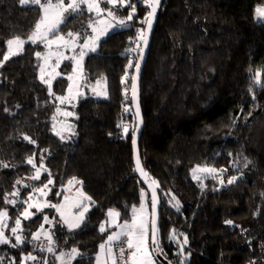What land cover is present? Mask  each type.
Returning <instances> with one entry per match:
<instances>
[{"label":"trees","instance_id":"16d2710c","mask_svg":"<svg viewBox=\"0 0 264 264\" xmlns=\"http://www.w3.org/2000/svg\"><path fill=\"white\" fill-rule=\"evenodd\" d=\"M130 2L137 4V11L129 26L110 33L84 59V87L103 79L107 97L87 95L77 101L76 143L63 142L51 130L55 98L66 92L63 75L71 73L72 63L62 64L53 95L38 78L35 53L43 51L41 44H25L21 54L0 67V164L9 165L0 167V211L7 209L4 197L16 181L33 176L36 169L28 158L38 164L40 155L47 171L35 185L51 179L52 199L59 201L62 188L75 177L94 202L74 231L51 210L37 214L23 224V245H0V264H19L28 253L37 260L26 264H61L56 256L74 247L80 255L72 264H94L109 232L99 231L106 212L115 209L121 221H129L142 190L149 207L132 162L131 78L121 84L129 59L135 63L138 58L126 49L136 47L130 40L136 39L137 29H144L141 21L149 9L143 0ZM259 5L264 0H163L141 74L144 124L138 146L144 170L157 182L158 241L172 264L185 256V264H264V86L253 84L255 73H264V21H255ZM120 10L127 14L131 9ZM38 19V10L21 7L18 0H0V60L6 41L27 38ZM93 20L87 11L70 16L61 34L80 33L83 40ZM125 107L130 110L125 112ZM123 114L127 135L117 127L124 124ZM197 166L226 171L216 178L198 173L202 188L193 179ZM232 176L238 179L228 184ZM173 196L180 202L179 211L172 206ZM20 210H9L10 222ZM45 216L50 223L44 222ZM173 230L175 238L170 239ZM45 231L53 239L52 253L27 243L34 233ZM42 240L48 246L40 234Z\"/></svg>","mask_w":264,"mask_h":264},{"label":"snow or ice","instance_id":"6c2138e0","mask_svg":"<svg viewBox=\"0 0 264 264\" xmlns=\"http://www.w3.org/2000/svg\"><path fill=\"white\" fill-rule=\"evenodd\" d=\"M21 7H29L39 12V19L34 25L33 30L28 35L27 40L16 36L14 38H10L6 41L7 51L3 55V59L0 60V67L3 66V63L8 61L10 58L19 55L24 50V45L26 43L32 44H43L48 51L46 53L36 52V58L41 60L42 63L39 67V79L41 83H45L48 85L49 95H53L52 90V81L56 78V76L60 75L55 72V69L60 66L62 59H71L73 61L72 67V75H68L67 79L71 82L68 85V96H58L56 99L60 101L61 104L66 101L70 102L73 99V88H76V94L79 95V85L76 83L77 76L82 72V61L88 53H94L97 51L99 46V42L103 36L108 34V31L112 28H115L117 25L120 27H128V22L134 19L135 13L137 11V4L131 3L130 0H18ZM161 0H143L146 8L150 9L145 15L144 19L141 23L147 25V29H137L136 39L130 40V43H135L136 47H129L126 49L129 53H137L139 59L133 63V58L129 59L128 65L125 68L124 76L121 78V84H126L129 77L131 78V92H132V102L136 106V117H139V104H138V79L139 72L141 68V61L144 58V48L140 46L139 41H143V44L147 46L148 44V35L147 33L151 31L153 19L156 15V10L160 6ZM102 4L109 5L110 7H102ZM128 7L131 10L127 13V17H120L117 15V12L114 9ZM84 11H87L90 14H95L96 17H103L106 14L105 19H98L89 22L87 27L91 29L92 34L88 35L84 38L82 44H77V40L80 37V33H75L69 31L66 34H61V25L65 24L67 19L70 16H74L77 14H82ZM258 17L264 18V8L256 9ZM115 21V23H113ZM98 25H103V27L98 28ZM53 46H55V51H53ZM78 46L80 48V52L78 56H72L71 58L64 56L63 51H60L61 48H69L73 49ZM55 57L56 62L55 65H50L49 61ZM51 67L52 72H46V69ZM135 68L136 74L131 75L128 69ZM48 76V79H45V76ZM253 82L255 85L264 86V73L261 71H257L253 77ZM100 81H97L99 85ZM251 91V89H250ZM127 92V89H125ZM98 95L100 93H97ZM107 96V93H104ZM127 98V96H126ZM130 109L125 107L124 111L128 112ZM7 111V109H5ZM59 111V110H58ZM64 116H72L74 115L72 112H64ZM70 127V126H69ZM117 127L123 128V133L127 135L129 133V125L128 124H118ZM139 126L135 125L132 128V145L135 159V169L140 173L143 178L146 180H151L149 187L152 185H156L157 182L151 177L149 174L142 168L141 162L136 151V132L138 131ZM58 136H61L63 140L64 137L60 132L55 133ZM24 140L29 143H35L28 136L23 137ZM28 164H32L33 167H36L33 163V159L31 157L27 160ZM249 161L245 162V167ZM0 167L8 168L9 165L7 163L0 164ZM41 169H44V165L41 163L38 168H36L35 174L31 177V179L38 180L40 179ZM47 171V169H44ZM226 171V169H216L214 167L207 166H197L192 169L193 179L197 181H201L200 175L198 173H207L216 178L218 173H222ZM238 177L232 176L227 180L228 184H233L236 182ZM17 184H20L21 181L17 180ZM52 180L49 179L48 183L44 185L43 188L34 189L37 192H40L42 195H46L48 184H51ZM221 184L224 183L223 180L220 181ZM69 185L74 184H82V181H79L77 178L73 177L68 181ZM201 187L203 188V182L201 181ZM79 197L76 199L71 207L79 209L76 213H71L66 216L63 211V205L57 204H49L44 203L43 207H52L55 208L59 213L61 220L64 225L67 226L69 231H74L80 228L81 224L85 219L86 213L89 211L88 203H94L91 200V197L87 196L83 191L79 190ZM12 197H19L18 191H13L9 194ZM141 202L139 208H132V218L131 221L125 220L123 223H113V221H118L120 217V212L115 209H109L106 212L107 220L101 222L99 225V231L104 233L107 228L115 227L117 231H113L111 234L107 236V239L100 244V251L97 253L95 259L96 264H160L157 257L163 253V249L160 248V244L158 241V228H157V199L155 191L152 194V202L150 206V211L145 206L144 203V192L141 191ZM32 197L29 196L28 200H31ZM67 199V198H66ZM175 203L172 205L179 211L180 202L176 200V198L172 197ZM5 203L15 204V200H9L8 196L4 197ZM88 202V203H85ZM27 207L23 210L21 215L24 219L31 218L34 213L30 211V209L35 208L37 212L42 211V206L39 203L32 204L25 201ZM8 217L7 211H0V245H8L10 244V239L6 236L4 229L9 228V225L6 223V219ZM45 223H50L49 218L47 216L44 217ZM227 224H232L231 220L226 221ZM11 233L14 236V243H11V247L16 248L20 247L25 243L24 238L22 237V228H21V220L19 218L15 221V227H11ZM41 230H43V226H41ZM149 231L151 234V245L148 244ZM44 237L48 241V246L46 248L47 252L52 253L54 251L53 248V239L52 236L48 232H43ZM182 235V234H181ZM40 238V232L34 233L32 235L33 241H38ZM123 238V239H122ZM175 238V230L170 235V239ZM179 243V241H177ZM119 244V253L118 255L113 251L114 247ZM187 244V237H184L183 244L180 247V255L184 254V245ZM126 245V249L125 246ZM41 251H44L45 248L41 246ZM80 253L77 248H72L70 253L61 252L60 255L56 256V260L60 261L61 264H72V261L79 256ZM66 257V259H65ZM3 258L0 257V260ZM187 257L180 261V264H185ZM37 257L32 253H28L27 255H22L19 261V264H26L27 261H35ZM12 264H15L13 261ZM45 264L47 261L45 260ZM171 264V262H169Z\"/></svg>","mask_w":264,"mask_h":264},{"label":"rangeland","instance_id":"374dc122","mask_svg":"<svg viewBox=\"0 0 264 264\" xmlns=\"http://www.w3.org/2000/svg\"><path fill=\"white\" fill-rule=\"evenodd\" d=\"M102 7H110V6L109 5H106V4H102ZM257 8H264V5H259V6L256 7V9ZM256 9H255V21H264V18L258 17L257 12H256ZM114 10L117 12V15L118 16L126 18L127 14L125 12L123 13L122 10H120V8L114 9ZM92 15H93V17H94L95 20L107 18L106 17V14L103 17H96L94 13ZM113 23H115V21H113ZM130 23L131 22H128V25ZM100 27H103V25H98V28H100ZM123 28H126V27H120L119 25H117L115 28L110 29L108 31V34L106 36H108L110 33L114 32V31H118V30H121ZM91 34H92L91 29H89L88 35H91ZM106 36H103L102 39H104ZM25 40H27V38H25ZM83 40H81L80 37H79L78 40H77V44L78 45L79 44H82L83 43ZM30 44H32V43H30ZM41 45L43 46V51H41V53H46L48 51V49H46L43 44H41ZM55 50H56L55 49V46H53V51H55ZM6 51H7V45H6ZM60 51H63L64 56L71 58L74 55L75 56H78L79 55L80 48L78 46H75L74 47V50L73 49H69V48H61ZM89 54H91V53H88L87 55H89ZM87 55H85V57ZM14 57H16V56H14ZM85 57H84V59H85ZM84 59L82 61V67H83ZM68 61H70L72 63V67H73V61L71 59H62L61 60V63H60V66L55 69V72L59 73L60 75L56 76V78L52 81V85L55 82V80L58 77L61 76L60 69L62 67V64L65 63V62H68ZM55 62H56V58L55 57H53L49 61L50 65H55ZM41 63H42V61L41 60H38V65H40ZM46 72L51 73L52 72V68L51 67L47 68L46 69ZM72 74L73 73L71 71V73L69 75H72ZM39 75H40V73H39V68H38V78H39ZM63 76L67 79V76L68 75H63ZM45 79H48V76L47 75L45 76ZM97 81H100L99 85L97 84ZM97 81L93 85L89 86L88 89L85 88L84 87V75H83V69H82V72L78 74L77 80H76V83H78V85H79V93L80 94L79 95L76 94V91L77 90L74 87L73 88V97L74 98L71 99L70 102L66 101L65 103L61 104L60 101L55 98V103H57L58 107H57L56 112H55V115H54V117L52 119V129L51 130H52V132L54 134L56 132H60L61 135L64 137L63 140L61 139V136H58L56 134L55 135L58 138H60L63 142H65V143H76L77 142L76 141L77 140L76 139V137H77V130H76V118H77V114H76V111H75V106H76L77 101L79 99L86 98L87 95H89L91 97H94V98H97V99H101V100L106 99L107 96L104 95L105 92L107 93V91H106V82L103 79H98ZM69 83H71V82L68 80L66 92H65V94L63 96H68L69 95V93H68V85H69ZM253 84H254V82H253ZM45 85L48 88V85L47 84H45ZM97 93H100V94L98 95ZM64 112H72L74 115L67 116L66 117V116L63 115ZM125 116L126 115L123 114L124 124H126V118H127ZM32 159H33V163L36 166L35 169L38 168L41 163L43 164V162H42L43 156L42 155H40V158H39L40 161L38 162V164H37V160L35 158H32ZM34 159L36 160V163H35V160ZM30 165H32V164H30ZM44 169H45V167H44ZM44 169H41L40 179L42 178V174L44 172H46V171H44ZM35 172H36V170H35ZM35 172H34V174H35ZM40 179L35 180V179H31V177L19 179V181H21V183L20 184H17L16 183L15 186H14V189L12 190V192L13 191H18L19 194H20L19 197L18 198L17 197H12L9 194L6 195V196H8V199L9 200H15L16 203L15 204L6 203L7 209L2 210V211H7V213H8L10 209L21 207V210H20V212H18L17 217H15L13 219V221H11V222H10V216H9V213H8V217L6 219V223L9 225V228L4 229L6 236H8L9 239H10V244H8V245H11V243H14V236L11 233V230L10 229H11V227H15V221H16L17 218H19L21 220V228H22L23 227V224L25 222H27L30 219L34 218L37 214H39V213H41L43 211H46V210H51L53 212V214L56 216V218L64 225V223L61 220L60 215L56 211V209L55 208H52V207H43V204L44 203L63 205L64 206L63 211L65 212V215L66 216L70 215L71 213H76V212L79 211V209L71 207V205L73 204V202L76 199H78V197H79L78 189L81 190V191H83L81 189V187H80L79 184L69 185L67 183L62 188L63 193H62L61 199L59 201H55V200L52 199V196H51V188H52L53 183L48 184V188L46 190V192H47L46 195H42L40 192H37V191L34 190L36 188H43L44 185L48 183V181H46L45 183H42V184L39 183L38 185H35V183L38 182ZM29 196L32 197L31 200H28ZM25 201H27L28 203H32V204L39 203L42 206V211L37 212L35 208H32V209H30V211L32 213H34V215H32L31 218H29V219H24L23 216L21 215V213L27 207V204L25 203ZM85 203H88V202H85ZM144 203H145V206L149 210V207H148L147 202H146V195H145V193H144ZM88 207H90L89 206V203H88ZM138 208H139V206H138ZM86 215H87V213H86ZM86 215H85V218H86ZM131 218H132V214H131V217H130L129 222L131 221ZM107 219L108 218L106 216L105 221ZM113 223H123V221H121L119 219L118 221H113ZM82 224H81V226H82ZM64 226L67 228L66 225H64ZM107 229L109 230V232L106 233L105 240L107 239V236L109 234H111L113 231H117V229L115 227L107 228ZM22 230H23V228H22ZM40 234L43 235V233H41V232H40ZM21 235H22V233H21ZM27 243L30 244V246L33 249L34 248L35 249H41V246H43V247L45 246L47 248V245H46L45 240H42V241H39V240L38 241H33L32 238H30L29 240H27ZM148 244H149V237H148ZM99 251H100V249H99ZM94 264H96V259L94 261Z\"/></svg>","mask_w":264,"mask_h":264},{"label":"water","instance_id":"95a60500","mask_svg":"<svg viewBox=\"0 0 264 264\" xmlns=\"http://www.w3.org/2000/svg\"><path fill=\"white\" fill-rule=\"evenodd\" d=\"M162 3H163V0H161L160 6L156 10V15H155V17L153 19L151 31H149L147 33V35H148V44H147V46H145L143 44V41H141V45H140L142 48H144V58L141 61V68H140L139 79H138V104H139V117L138 118L136 117V106L132 102V92H131V83H132V81L130 82V88H129L131 114L133 115L134 122H135L134 126L135 125L139 126L138 131L136 132V151L138 153L139 159H140V155H139V146L138 145H139V139H140V136H141V133H142V130H143V124H144L143 116H142V110H141V106H140V81H141V74H142V70H143V68L145 66L147 57H148L149 48H150V44H151V39H152V36H153V32H154V29H155V26H156V22H157V19H158V16H159V12H160ZM144 29L145 30L147 29V25L146 24L144 25ZM138 59H139V56H138L137 60ZM135 74H136V70H135V68H133V71H132L131 75H135ZM131 151H132L133 167L135 169L136 165H135L133 145H132V136H131ZM140 162H141V160H140ZM141 166L143 168L142 162H141ZM135 175H136V177L138 178L139 182L144 187L145 191L147 192V194L149 196V211H150V206H151V202H152V194H153V191H155L156 199H157V216H156V220H157V228H158V219H159V214H160V198L158 196L157 189H156L155 185H152L151 188H150L149 185L151 183V180H146V178H143L140 175L139 172L135 171ZM149 245H151V234H150V231H149ZM157 259L159 260L160 264H169V261L166 260V258L162 254L159 255L157 257Z\"/></svg>","mask_w":264,"mask_h":264},{"label":"built area","instance_id":"2783aa9c","mask_svg":"<svg viewBox=\"0 0 264 264\" xmlns=\"http://www.w3.org/2000/svg\"><path fill=\"white\" fill-rule=\"evenodd\" d=\"M122 239H123V238H122ZM124 246H125V249H126V245H124ZM113 251L118 255V253H119V244H117V245L114 247ZM126 252H127V249H126Z\"/></svg>","mask_w":264,"mask_h":264},{"label":"crops","instance_id":"0c3cea01","mask_svg":"<svg viewBox=\"0 0 264 264\" xmlns=\"http://www.w3.org/2000/svg\"><path fill=\"white\" fill-rule=\"evenodd\" d=\"M107 230H108V229H107ZM107 230H106V231H107Z\"/></svg>","mask_w":264,"mask_h":264}]
</instances>
